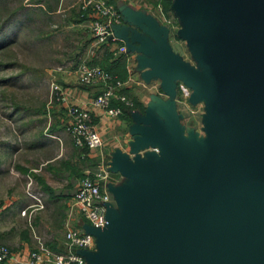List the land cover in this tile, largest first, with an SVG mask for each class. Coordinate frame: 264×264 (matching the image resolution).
Returning <instances> with one entry per match:
<instances>
[{"label": "water", "instance_id": "water-1", "mask_svg": "<svg viewBox=\"0 0 264 264\" xmlns=\"http://www.w3.org/2000/svg\"><path fill=\"white\" fill-rule=\"evenodd\" d=\"M177 4L197 8L184 9L192 25L185 35L203 71L167 44L156 51L159 67L207 98L210 141L186 147L173 125L154 113L144 118L158 152L148 164L119 166L143 186L122 192L125 223L106 203L105 225L86 231L97 236L98 250L85 264H264V0ZM148 28L166 43L161 30ZM151 207L161 234L149 220Z\"/></svg>", "mask_w": 264, "mask_h": 264}, {"label": "crops", "instance_id": "crops-1", "mask_svg": "<svg viewBox=\"0 0 264 264\" xmlns=\"http://www.w3.org/2000/svg\"><path fill=\"white\" fill-rule=\"evenodd\" d=\"M112 1L125 17L119 25L114 24L115 31L123 39L93 43L86 22L91 17L80 19L78 7V11H75L73 18L70 19L72 20L70 26H77L73 29L75 33L71 37L73 48L64 56L65 68L58 73L59 84L68 93L69 101L89 109L93 123L102 138V145L97 148L76 146L65 129L68 118L65 104L56 101L61 106V110L58 108L53 110L55 119L51 122L52 136L30 143V148L35 149L31 150L30 154H33L38 147L46 145L53 146L54 152L45 159L39 158L37 154L30 155V165L20 164L26 176L31 174L32 178L34 177V181L38 184L36 188L43 191L44 209L35 210L31 215L25 216L21 210L33 199L23 193V186L14 193H8L10 189L8 182L5 188L1 189L5 190L0 200V242L10 248L11 255L8 259L0 261V264H29V254L35 248V241L29 239L28 231L24 232L25 220L32 216L34 223L38 225L41 222L38 214L45 210H51V220L60 217V224L64 223V231L62 230L61 234L53 233L45 242L54 252L68 250L64 237L67 227L65 225L83 231L93 229L73 204V193L80 178L98 169L100 164L106 169L105 178L100 180V188L108 194L107 205L110 211L125 223L123 218L126 211L125 199L122 192L135 193L143 184L137 179L126 176L119 166L123 163L137 164L139 160L148 164L153 148L146 133L149 124L144 118L147 119L152 113L156 114L165 125H173L186 147L194 144L199 148L210 141V127L214 118L210 115V103L207 98L199 97L194 89L177 78H173L172 82L169 81L160 70L161 57L156 53V51L164 52L163 48L167 44L179 60L187 63L189 67L203 71L193 58L188 43L189 38L185 35L192 25L184 16V9L198 13L197 8L190 5L179 6L177 0H169L170 5L167 10L163 9L160 1L157 3L148 1L153 8L147 6L146 2L139 3L138 0ZM149 25H154L162 31L166 43L158 35L154 36L149 32ZM175 42L182 45V51L179 47L178 49L174 47ZM123 44L127 46V50L118 53V46ZM184 48L189 56L184 52ZM82 59L88 64L108 69L114 77L122 81L116 89V95L124 94L127 98L136 100L140 107L133 108L130 112L123 111L118 116L112 117L93 106L91 100L102 85L79 81L76 68ZM118 101L114 96L111 104L118 105ZM45 220L49 221V217ZM92 235L93 240L89 248H72L82 252L86 262L90 253L98 250L97 236Z\"/></svg>", "mask_w": 264, "mask_h": 264}, {"label": "rangeland", "instance_id": "rangeland-1", "mask_svg": "<svg viewBox=\"0 0 264 264\" xmlns=\"http://www.w3.org/2000/svg\"><path fill=\"white\" fill-rule=\"evenodd\" d=\"M138 1L141 4L146 2L153 8L149 0ZM80 2L0 0V200L5 190L1 189L8 182V193H14L23 186V193L27 195V179L32 176L25 175L21 163L30 165V155L37 154L45 159L54 152L53 146L46 145L30 154L31 150H35L30 148V143L52 136L53 110H61V106L56 101H50V83H59L60 71L55 67L63 64L64 56L73 48L71 37L77 26H70V19L78 11ZM174 47L183 50L177 42ZM184 52L189 56L185 48ZM236 103L234 92L232 104ZM229 108L233 111V107ZM33 178L31 187L35 190L38 184ZM148 214L155 231L161 234L154 217V207L149 209ZM38 216L41 217L38 225L32 216L25 220L24 232L30 233L29 239H34L33 234L36 233L46 242L53 233L64 231L60 217L50 219L51 210H45ZM46 217L49 221L45 220Z\"/></svg>", "mask_w": 264, "mask_h": 264}, {"label": "built area", "instance_id": "built-area-1", "mask_svg": "<svg viewBox=\"0 0 264 264\" xmlns=\"http://www.w3.org/2000/svg\"><path fill=\"white\" fill-rule=\"evenodd\" d=\"M79 14L87 21L88 29L93 37V43L99 44L108 40L117 39L112 26L120 24L123 19L116 4L109 0H81ZM126 46L119 45L117 52H125ZM64 65L60 64L55 70L63 71ZM80 82L85 84H101L102 87L91 100V104L101 109L105 114L115 117L122 113L120 105H112L111 99L115 96L121 102L131 106L132 100L124 94L116 95V89L122 81L114 77L112 73L99 65L88 64L82 59L76 68ZM50 101H57L65 104L67 121L65 129L70 134L72 141L78 147L97 148L102 145V138L96 129L91 113L87 107L69 101L68 93L61 85L52 81L50 83ZM158 152V148H153ZM98 169L82 176L73 194V204L79 209L91 226L101 228L106 223L105 212L108 194L100 188V180L106 176V169L102 164ZM32 178L27 179V194L33 201L24 209L22 214L31 215L35 210L44 206L43 193L41 190L31 187ZM35 248L30 251L29 264L50 262L51 264H85L82 254L73 250L76 248H89L92 244L93 235L76 227H66L64 237L68 247L67 251L54 252L41 236L34 233ZM11 255L10 248L0 242V261L8 259Z\"/></svg>", "mask_w": 264, "mask_h": 264}, {"label": "trees", "instance_id": "trees-1", "mask_svg": "<svg viewBox=\"0 0 264 264\" xmlns=\"http://www.w3.org/2000/svg\"><path fill=\"white\" fill-rule=\"evenodd\" d=\"M109 1H111V0H109ZM149 1H150V0H149ZM158 1H160V2L162 3V7H163L164 10H165V9L167 10V9L169 8V5H170V1H169V0H155V1H153V2H154V3H157ZM112 2H113V1H112ZM151 2H152V1H151ZM78 16H79L80 19L85 18V17H83V16H80L79 12H78ZM105 69H106V68H105ZM106 70H108V69H106ZM108 71H109V70H108ZM118 102H119L118 105H120V106L122 107V112H123V111L130 112L131 109H133V108H139V107H140L139 103H138L136 100H132L133 104H132L131 106L126 105V104H124V103L121 102V101H118Z\"/></svg>", "mask_w": 264, "mask_h": 264}]
</instances>
